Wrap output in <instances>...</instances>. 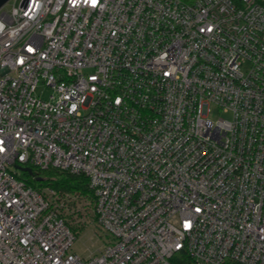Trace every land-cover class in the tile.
<instances>
[{
  "label": "built area",
  "instance_id": "built-area-1",
  "mask_svg": "<svg viewBox=\"0 0 264 264\" xmlns=\"http://www.w3.org/2000/svg\"><path fill=\"white\" fill-rule=\"evenodd\" d=\"M4 7L0 264H264V0ZM18 166L85 175L109 243Z\"/></svg>",
  "mask_w": 264,
  "mask_h": 264
},
{
  "label": "rangeland",
  "instance_id": "rangeland-1",
  "mask_svg": "<svg viewBox=\"0 0 264 264\" xmlns=\"http://www.w3.org/2000/svg\"><path fill=\"white\" fill-rule=\"evenodd\" d=\"M21 0H9L5 4L6 10H11L15 6H19ZM51 89L40 85L37 93L44 98H48L51 94ZM211 117L218 119L223 117L226 119L232 118L231 111L219 110L217 105L211 107ZM23 178H27L24 172H20ZM80 196V194H78ZM75 193L72 197V201H67V222L74 230L77 238L74 242L73 249L82 257H88L91 254L98 252L107 243H109L110 237L105 230L98 224L97 217L94 211L95 204L92 199H86V197H78Z\"/></svg>",
  "mask_w": 264,
  "mask_h": 264
},
{
  "label": "trees",
  "instance_id": "trees-1",
  "mask_svg": "<svg viewBox=\"0 0 264 264\" xmlns=\"http://www.w3.org/2000/svg\"><path fill=\"white\" fill-rule=\"evenodd\" d=\"M184 1L190 2L193 0H184ZM24 173L27 176L26 180L29 183V185L35 188L51 186L56 190H58L59 192L69 195V200H66V202L67 201L71 202L72 201L71 198L76 193L77 195L80 194L82 198L83 197H86V199L91 198L92 202L95 203L94 193L89 188V180L85 175L73 174V173L63 172L53 169L41 171V170H36L35 168H34V173H35L34 176L30 175L28 172H24ZM21 176L23 177L22 174ZM38 178H42V180H38ZM80 196L78 195V197ZM65 219L67 221L66 216ZM225 264H240V263L234 261H228Z\"/></svg>",
  "mask_w": 264,
  "mask_h": 264
},
{
  "label": "water",
  "instance_id": "water-1",
  "mask_svg": "<svg viewBox=\"0 0 264 264\" xmlns=\"http://www.w3.org/2000/svg\"><path fill=\"white\" fill-rule=\"evenodd\" d=\"M8 1L9 0H0V8L3 7ZM18 169H20L23 172H28L32 176L35 175L31 167L18 166ZM38 180H42V178H38Z\"/></svg>",
  "mask_w": 264,
  "mask_h": 264
}]
</instances>
